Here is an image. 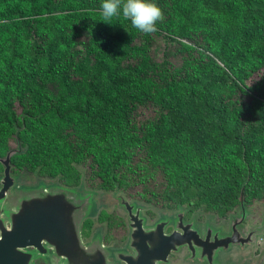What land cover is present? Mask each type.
Masks as SVG:
<instances>
[{
	"label": "trees",
	"instance_id": "16d2710c",
	"mask_svg": "<svg viewBox=\"0 0 264 264\" xmlns=\"http://www.w3.org/2000/svg\"><path fill=\"white\" fill-rule=\"evenodd\" d=\"M101 2L0 0L9 171L75 186L82 167L89 187L217 218L264 202V0H151V35L103 23Z\"/></svg>",
	"mask_w": 264,
	"mask_h": 264
},
{
	"label": "water",
	"instance_id": "95a60500",
	"mask_svg": "<svg viewBox=\"0 0 264 264\" xmlns=\"http://www.w3.org/2000/svg\"><path fill=\"white\" fill-rule=\"evenodd\" d=\"M12 154L8 152L0 159V264H28L37 255L48 257L52 264H107L110 254L101 244V231L86 241L80 238L82 223L98 216L93 214L96 194L84 190L82 178L74 187L57 182L33 186L19 183L9 173ZM116 201L127 228L124 248L131 254L122 252L114 260L129 264L163 262L174 233L166 236L169 245L164 248L161 240L154 241L156 226L143 228L141 207L121 196ZM28 247L32 252L25 251Z\"/></svg>",
	"mask_w": 264,
	"mask_h": 264
},
{
	"label": "flooded vegetation",
	"instance_id": "af4514ba",
	"mask_svg": "<svg viewBox=\"0 0 264 264\" xmlns=\"http://www.w3.org/2000/svg\"><path fill=\"white\" fill-rule=\"evenodd\" d=\"M1 176L2 169L0 178ZM181 211L178 214L161 213L152 217L148 216L149 223L146 222L142 213L140 214V218L144 220L143 228L156 226L154 241L161 240L164 248L169 245L166 236L172 233L175 235L171 240L173 244L171 250L164 256L163 262L157 264H264V238L261 237L264 233V224H260L262 221L246 224L245 209H235L234 212L222 218L212 215L216 222L211 224L208 219L211 214L208 218L202 214L200 218L192 215L193 212ZM97 219L99 221V216ZM159 225L160 227L157 228ZM126 235L127 228L124 220L119 224L116 235L108 237L107 232H103L100 238L101 244L110 254L106 257L107 264H129L126 261L114 260V257L120 256L122 252L131 254L129 249L124 248ZM80 238L81 241H85L81 233ZM25 251L32 252V248L28 247ZM47 254L51 255V251L47 250ZM28 264L52 263L48 257L37 255Z\"/></svg>",
	"mask_w": 264,
	"mask_h": 264
},
{
	"label": "rangeland",
	"instance_id": "374dc122",
	"mask_svg": "<svg viewBox=\"0 0 264 264\" xmlns=\"http://www.w3.org/2000/svg\"><path fill=\"white\" fill-rule=\"evenodd\" d=\"M2 169V166L0 165V171ZM76 170L78 171V173H80V178H79V182L80 179L82 178V182H83V187L84 190L86 191H93V193L96 194V198H95V204L93 206V214H98V216H102L100 215L102 212L105 215L111 216L113 217L112 221H114V223L111 224V233L110 235H116V233H118V223L124 220V216L123 214H121V210H119V208L117 207V201L116 198L117 196H121L123 197L127 202L129 203H134L136 206L141 207V213L144 216V218L146 219V222H148L149 217L148 216H154V215H159V214H169V213H176L177 211L182 212L181 210H185V209H171V208H166V207H162L156 205V204H151V203H146L143 202L137 198H131L125 195V193H123V191L119 190L117 187H115L112 190H100V189H95L92 187H89L86 185L85 181H84V170L81 167H76ZM10 175L14 178L15 181L22 183V184H26L29 186H33V185H40V183L42 184H48V183H55L57 182L59 185H61L59 183L58 177H54L51 179H47V178H41L38 177L36 174L34 173H23L21 172H16V173H11L9 171ZM78 182V183H79ZM78 185V184H77ZM64 186V185H61ZM76 186V185H75ZM65 187H74V186H65ZM98 192V193H96ZM245 209V219H247L246 224H255L257 222L262 221L260 224H264V202H258V201H254L250 206L244 208ZM187 210V209H186ZM197 215L198 217L201 218L202 213L200 212H193L192 215ZM213 214H211V216L209 217L208 213H204V216H207L206 218L209 219V223H215L216 219L212 216ZM117 217V218H116ZM91 223V226L89 224V228L88 230L85 229L84 224L85 223ZM101 222V223H99ZM106 225V226H105ZM108 225L106 224L105 220L104 221H98L97 217L95 220L93 219H87L82 223L81 226V235L84 238V240H88L92 235L94 237V233L101 231V234H103V232H108L107 228ZM110 235L107 234V236L109 237ZM101 236V235H100ZM262 238H264V233L261 235ZM264 240V239H263Z\"/></svg>",
	"mask_w": 264,
	"mask_h": 264
},
{
	"label": "clouds",
	"instance_id": "9594fccd",
	"mask_svg": "<svg viewBox=\"0 0 264 264\" xmlns=\"http://www.w3.org/2000/svg\"><path fill=\"white\" fill-rule=\"evenodd\" d=\"M99 11L103 23L111 25L113 18L122 17L144 35L156 33L157 23L164 20L162 9L151 0H102Z\"/></svg>",
	"mask_w": 264,
	"mask_h": 264
}]
</instances>
